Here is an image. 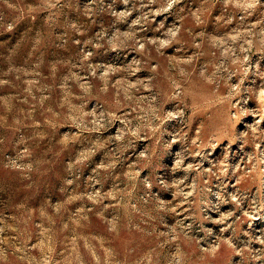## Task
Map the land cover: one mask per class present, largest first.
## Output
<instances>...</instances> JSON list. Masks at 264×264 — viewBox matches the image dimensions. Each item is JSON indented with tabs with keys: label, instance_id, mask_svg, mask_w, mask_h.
I'll return each instance as SVG.
<instances>
[{
	"label": "rangeland",
	"instance_id": "rangeland-1",
	"mask_svg": "<svg viewBox=\"0 0 264 264\" xmlns=\"http://www.w3.org/2000/svg\"><path fill=\"white\" fill-rule=\"evenodd\" d=\"M0 264H264V0H0Z\"/></svg>",
	"mask_w": 264,
	"mask_h": 264
}]
</instances>
